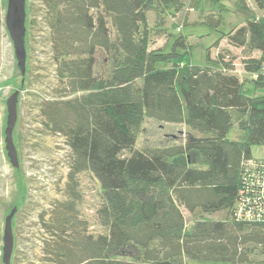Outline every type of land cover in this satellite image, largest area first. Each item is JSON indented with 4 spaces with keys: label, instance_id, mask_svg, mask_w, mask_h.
<instances>
[{
    "label": "trees",
    "instance_id": "trees-1",
    "mask_svg": "<svg viewBox=\"0 0 264 264\" xmlns=\"http://www.w3.org/2000/svg\"><path fill=\"white\" fill-rule=\"evenodd\" d=\"M37 1L56 77L38 117L69 150L65 199L39 216L40 264H264V160L252 156L264 146V0H236L243 19L219 35L241 50L244 80L228 50L194 65L186 35L151 48L184 0ZM223 1L188 6L218 31ZM144 119L185 125L184 141L135 149ZM84 173L100 185L98 234L79 209Z\"/></svg>",
    "mask_w": 264,
    "mask_h": 264
},
{
    "label": "rangeland",
    "instance_id": "rangeland-1",
    "mask_svg": "<svg viewBox=\"0 0 264 264\" xmlns=\"http://www.w3.org/2000/svg\"><path fill=\"white\" fill-rule=\"evenodd\" d=\"M189 1L184 0L185 8L174 17L165 18L166 31L153 39L151 48L169 49L177 35H186L194 65L206 63V54L215 58L222 50H228V57L234 59L235 75L249 79L242 67L243 54L240 49L228 46L226 41L218 40L220 33H227L238 24L243 16L235 7L236 0H224L221 6L225 22L218 31L200 23L209 10L201 4L190 9ZM7 0H0V264H2V236L6 211L11 204H19L18 212L12 219L13 252L10 264H40L41 238L39 216L48 212L56 201H63L68 173L69 150L64 140L47 134L38 117L40 102L52 96L56 86L55 66L50 54L48 31L43 22V11L37 0H26L30 9L28 39L26 43V76L17 69L12 42L5 26ZM201 7V8H200ZM200 9H203L200 11ZM218 13V12H217ZM148 22L155 25L154 13L148 14ZM217 46H214L215 43ZM19 91L17 101V121L13 131V142L17 150L19 169L9 163L4 150V129L6 125V100ZM187 128L183 124L160 123L144 119L135 149L168 147L184 141ZM240 136L233 128L229 139ZM256 160H264V146L252 148ZM195 165V164H194ZM82 196L79 207L94 234L101 229L94 224V212L100 205V185L89 173L78 176ZM187 227L192 223L190 215L183 211ZM216 214L210 218L219 219ZM185 264H225L217 262H196L185 259Z\"/></svg>",
    "mask_w": 264,
    "mask_h": 264
},
{
    "label": "water",
    "instance_id": "water-1",
    "mask_svg": "<svg viewBox=\"0 0 264 264\" xmlns=\"http://www.w3.org/2000/svg\"><path fill=\"white\" fill-rule=\"evenodd\" d=\"M25 21H26V0H7L5 26L13 45L14 57L17 69L24 78L26 73V48H25ZM24 80H22L23 84ZM19 91L14 92L6 100V125L4 129V150L7 159L14 169H19L17 150L13 142V131L17 121V101ZM17 208L11 209L4 220L2 236V264H10L13 252L12 219Z\"/></svg>",
    "mask_w": 264,
    "mask_h": 264
},
{
    "label": "built area",
    "instance_id": "built-area-1",
    "mask_svg": "<svg viewBox=\"0 0 264 264\" xmlns=\"http://www.w3.org/2000/svg\"><path fill=\"white\" fill-rule=\"evenodd\" d=\"M250 164H252V165H255V164H257L256 163V161H254V163H252V162H250ZM261 166H264V164H260ZM253 205H255V204H252V205H250L251 206V208L250 209H248V210H242L241 212H245L244 214H245V217L246 218H251L252 216H253V213H252V211H254L255 210V207H257V205H255V207L253 206ZM254 207V208H253ZM241 216H243V213H241L240 214Z\"/></svg>",
    "mask_w": 264,
    "mask_h": 264
}]
</instances>
